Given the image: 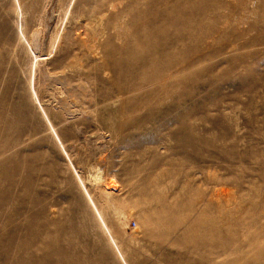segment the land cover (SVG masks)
Returning a JSON list of instances; mask_svg holds the SVG:
<instances>
[{
  "label": "rangeland",
  "instance_id": "374dc122",
  "mask_svg": "<svg viewBox=\"0 0 264 264\" xmlns=\"http://www.w3.org/2000/svg\"><path fill=\"white\" fill-rule=\"evenodd\" d=\"M20 2L37 60L0 0V264H211L153 231L171 206L243 243L215 264H264V0Z\"/></svg>",
  "mask_w": 264,
  "mask_h": 264
},
{
  "label": "bare ground",
  "instance_id": "6f19581e",
  "mask_svg": "<svg viewBox=\"0 0 264 264\" xmlns=\"http://www.w3.org/2000/svg\"><path fill=\"white\" fill-rule=\"evenodd\" d=\"M13 1H14V6H15L17 34H18L20 40L28 45V47H29L28 50H31L32 57H33V73H34L37 56L33 52L34 50L32 51V49H31L32 46H31L30 42L27 40V38L25 36V33H24V23H25L24 21L25 20H24V17H23V8H22L23 6H22L20 0H13ZM31 83H32L31 84V95H32V98L34 99L35 102L38 103L37 98H36V94H35V87H34L33 79H32ZM49 125H50V128L52 130L53 135L55 136V138L57 140H59L58 139V135L55 132L53 126L50 124V122H49ZM60 144H61V142H60ZM62 150H63V153H64L65 157L67 158L68 162L70 163L71 168L74 170V172H75V174L77 176L78 182H79L80 186L82 187L83 191L85 192V194L87 196V199H88L89 203L91 204V207L95 211V213L98 216L99 220L102 222V226L104 227V229H105V231L107 233L106 235H108L109 239L111 240V238H110V236H109V234L107 232V228L105 226V222H103L104 220L102 221L103 218H101V215H100L99 211L97 210L95 204L93 203L90 195L88 194V191H87L84 183L82 182V180L79 177L77 171L75 170V167H74V165L72 163L70 155L65 151V149L63 147H62ZM3 162H4V158H0V165H2ZM177 210L178 209L176 207H174V206L166 208V211L168 213V223L166 225L156 224L154 226L155 230H153V231H155L156 234L161 236L160 239H162V238H164V239L165 238L166 239H172L170 245L176 246L177 249L180 250V251L186 250V249L189 250L190 249L189 247H191L192 245H195V241L197 243L200 240L207 239L208 242H207L205 248H207L208 251H207V253H203L202 255L200 254V259L207 258L208 260H211V264H215L214 260L217 257L216 255H219L221 253H225L228 250V248H230V247H231V250L233 248L234 252L243 251L242 250V244L243 243L241 241L240 242H233V241L229 240V236H227L228 228L226 227L227 228L226 230H222L223 231L222 232L223 236L226 237V238H224L225 242L222 244V246L219 247L218 250H220V252H215L214 238L212 237V234H210V231L207 232L206 234L204 233V235H201L202 233L200 234V232L198 230L199 216L192 217V216H189V215H183L182 217H178V214H177L178 211ZM242 213H245V212H242ZM259 216L264 218V198L262 200V208L260 210V215ZM254 223H257V221L254 222ZM210 229L211 228H209L208 230H210ZM262 231H263V234H260V236L258 238V241H259V239L261 240L260 243H262V248H260V250L257 249V251H258L257 254L262 257L263 263H264V223L262 225ZM198 239H200V240H198ZM204 242L201 243V245L199 244L200 246H198V247H202ZM196 245L194 246V248L196 247ZM48 253L49 252H47L45 254V257L42 259V261L34 259L33 258L34 254H32V253L30 254L29 253L27 261L29 263H31V264H53V262L50 259V256H49ZM237 258L238 259L240 258L241 260H244L247 264H253L256 261L255 257L254 258L253 257L250 258V257L247 256L246 253L240 254ZM18 259L15 260V262L11 261L10 263L11 264H20L22 261L20 262V260H18ZM59 261H60L61 264H78L76 262V260H74L72 258H67V259L60 258ZM121 262L123 264H125L123 260H121Z\"/></svg>",
  "mask_w": 264,
  "mask_h": 264
}]
</instances>
